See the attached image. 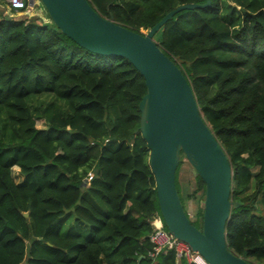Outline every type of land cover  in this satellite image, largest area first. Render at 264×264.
Listing matches in <instances>:
<instances>
[{
    "label": "trees",
    "instance_id": "1",
    "mask_svg": "<svg viewBox=\"0 0 264 264\" xmlns=\"http://www.w3.org/2000/svg\"><path fill=\"white\" fill-rule=\"evenodd\" d=\"M88 1L138 33L207 2ZM15 13L0 15V264H190L173 250L152 256L151 222L162 215L138 131L144 77L123 57L84 49L53 21ZM155 41L185 74L232 164L241 206L228 221L229 250L264 264V0H211L175 15ZM48 95L35 113L30 100ZM194 184L204 202L196 171Z\"/></svg>",
    "mask_w": 264,
    "mask_h": 264
},
{
    "label": "water",
    "instance_id": "2",
    "mask_svg": "<svg viewBox=\"0 0 264 264\" xmlns=\"http://www.w3.org/2000/svg\"><path fill=\"white\" fill-rule=\"evenodd\" d=\"M40 1L68 38L91 53L127 59L144 77L147 93L139 104L138 131L150 150V167L168 232L188 243L208 264H252L228 247V221L232 209L241 206L232 199L230 159L203 119L185 74L155 41V35L175 15L207 8L211 0L182 5L141 33L102 17L88 0ZM181 153L206 185L202 228L188 218L176 186Z\"/></svg>",
    "mask_w": 264,
    "mask_h": 264
},
{
    "label": "rangeland",
    "instance_id": "3",
    "mask_svg": "<svg viewBox=\"0 0 264 264\" xmlns=\"http://www.w3.org/2000/svg\"><path fill=\"white\" fill-rule=\"evenodd\" d=\"M9 10L10 9L6 5V3L0 0V15L5 16L9 12ZM15 14L19 16H27L30 19L44 18L46 21H52L40 0H34L33 5L29 7L28 14H21V13H15ZM143 32H146V31H143ZM47 100H52V97L48 95V96H41V97L31 99L30 104L32 106V109L35 111L37 107L40 105V103L47 101ZM36 117H37V128L46 129L47 124L44 122V120L40 119L38 116ZM181 159H182V162H181V168H180V184L184 188V191L183 192L181 191L182 198L184 199V207L186 211H188L189 213L195 216L194 217L195 219L192 222L197 223L199 225V228H202L203 220H201V218L198 217V212L200 210L199 207L204 202H203V199L199 201V199H196L193 195L195 191V184H194L195 170L189 164V162L187 161L185 157ZM13 176L16 182H21L23 180V177L20 174V171L18 168L13 169ZM183 193H184L185 198L183 197Z\"/></svg>",
    "mask_w": 264,
    "mask_h": 264
},
{
    "label": "built area",
    "instance_id": "4",
    "mask_svg": "<svg viewBox=\"0 0 264 264\" xmlns=\"http://www.w3.org/2000/svg\"><path fill=\"white\" fill-rule=\"evenodd\" d=\"M2 1L6 3L10 10L21 14H28L29 7L34 3V0ZM187 214L191 221L195 219V216L191 213ZM151 224L154 227V232L151 235V242L155 246L152 256L173 250L175 251L178 260L185 259L190 264H208L198 252L192 250L188 243L175 238L168 232L165 228L162 216H155Z\"/></svg>",
    "mask_w": 264,
    "mask_h": 264
},
{
    "label": "clouds",
    "instance_id": "5",
    "mask_svg": "<svg viewBox=\"0 0 264 264\" xmlns=\"http://www.w3.org/2000/svg\"><path fill=\"white\" fill-rule=\"evenodd\" d=\"M166 227V226H165Z\"/></svg>",
    "mask_w": 264,
    "mask_h": 264
}]
</instances>
